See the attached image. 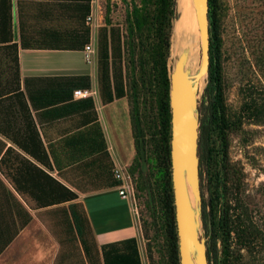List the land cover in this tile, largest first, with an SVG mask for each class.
I'll list each match as a JSON object with an SVG mask.
<instances>
[{"label": "crops", "instance_id": "1", "mask_svg": "<svg viewBox=\"0 0 264 264\" xmlns=\"http://www.w3.org/2000/svg\"><path fill=\"white\" fill-rule=\"evenodd\" d=\"M10 1L11 31L2 28L7 9L0 0V264H105L103 245L132 237L146 264L134 203L120 194L114 174L116 168L128 172L137 154L130 100H105L98 63L92 73L73 62L75 54L85 56L88 43L79 46L84 27L95 41L94 0L86 18L87 0ZM13 43L17 50L7 47ZM75 76H89L90 87L74 88ZM77 89L93 93L76 98ZM25 145L45 149L51 168ZM24 159L78 197L37 206L23 188L33 170ZM72 203L88 220L84 235L74 225Z\"/></svg>", "mask_w": 264, "mask_h": 264}, {"label": "rangeland", "instance_id": "2", "mask_svg": "<svg viewBox=\"0 0 264 264\" xmlns=\"http://www.w3.org/2000/svg\"><path fill=\"white\" fill-rule=\"evenodd\" d=\"M175 14L172 20L170 55L168 59L171 72L181 53L187 52L189 45L192 53L188 54L187 69L194 74L201 63V39L196 10L190 0L175 1ZM95 29L94 37L96 56L88 62L83 53L75 54L74 63L82 65L87 72H95L97 63L100 68V31L102 28L120 29L128 38V15L138 5L143 8V0H94ZM219 48L217 75L220 93L223 96L226 113L231 123L228 131V198L233 206L234 218L240 215L247 222L253 223L262 234L254 246H240L233 233V248L241 247L242 256H238L237 264H264V115L253 116L246 108L247 103L256 100L264 105V0H219L218 2ZM182 14V18H181ZM195 15L191 28L183 33L179 43L178 29L183 18ZM181 18V19H180ZM136 36V42H138ZM179 43V44H178ZM142 50L137 48L131 52L126 46L121 61L111 56L110 73L112 80L119 74L117 67L123 69V84L131 103V115H134L135 100L133 84L137 81L140 92L139 108L141 127L146 136V157L153 158V134L157 131L158 105L153 89L142 87L149 73L147 60L141 57ZM116 69V70H115ZM116 72V74L114 73ZM114 77V79H113ZM99 80L100 71H99ZM144 86V85H143ZM213 90L209 75L204 84H200L199 107L201 116L208 112ZM140 152L136 154L132 169L135 205L133 214L141 229V249L146 264H168V242L164 220L162 217L161 191L156 182V168L146 163ZM201 166V165H200ZM201 190L204 205L208 206L211 189L205 167L201 166ZM172 178V164H171ZM173 186V182H172ZM207 208V207H206ZM202 236L209 242L207 230ZM221 247V244H218ZM236 255H238L236 253Z\"/></svg>", "mask_w": 264, "mask_h": 264}, {"label": "trees", "instance_id": "3", "mask_svg": "<svg viewBox=\"0 0 264 264\" xmlns=\"http://www.w3.org/2000/svg\"><path fill=\"white\" fill-rule=\"evenodd\" d=\"M176 0H143V8L137 6L128 15V40L120 29H107L100 31V84L105 100L127 96L123 84V69L121 64L117 67L119 74L116 80H112L110 73L111 56L123 59L126 46H130L131 52L140 48L141 57L147 60L149 73L147 80L143 81L142 87L153 89L158 105L157 131L153 134L154 157H146L147 140L141 127L139 98L142 89L136 80L132 87L135 100L134 115L132 122L136 140L137 153L140 152L142 160L153 164L156 168V182L161 191L162 217L164 220L166 238L168 242V264H180L177 225L175 218L174 194L171 178V106H170V72L168 59L170 55V39L172 20L175 14ZM219 0H210L211 22V67L209 78L212 84L213 97L205 116H201L199 154L201 166L205 167L211 189V199L208 206L204 205L203 220L204 228L209 236L208 256L210 264H237L238 256H242L241 247L237 251L233 248V233L237 236L240 246H254L262 232L253 223L247 222L240 215L237 219L231 213L232 205L228 198V175L231 168L228 165V131L231 129L224 105L223 96L217 75L219 73L218 55L219 31H218V5ZM7 13L3 14L4 29L11 31V1L5 0ZM84 18L91 11V0L84 1ZM6 31V30H5ZM137 37L138 42L135 38ZM91 40V29L84 27L80 45L85 46ZM11 50H17L15 43L7 45ZM18 64L17 55L13 58ZM116 70V69H115ZM116 74V72H114ZM114 79V77H113ZM73 86L90 87L89 76H75ZM2 91H0L1 97ZM246 108L250 114L258 118L264 115V105L253 100L247 103ZM32 157L51 168L50 159L45 149L39 152L28 146H24ZM32 166V171L27 172L25 178L26 189L39 207L50 206L62 202L73 201L78 195L75 191L65 186L58 179L50 175L46 170L38 167L31 161L24 159ZM133 164L130 166L132 169ZM203 174V172L201 171ZM122 184V182L119 181ZM18 188V187H17ZM20 188V187H19ZM207 207V208H206ZM73 212L74 225L80 235H84L88 228V220L83 212L79 211L76 203L70 204ZM211 225V226H210ZM221 247H218V244ZM87 249V247H86ZM88 250V249H87ZM103 257L105 264H143L139 243L136 237L103 245ZM236 253L238 255H236Z\"/></svg>", "mask_w": 264, "mask_h": 264}, {"label": "water", "instance_id": "4", "mask_svg": "<svg viewBox=\"0 0 264 264\" xmlns=\"http://www.w3.org/2000/svg\"><path fill=\"white\" fill-rule=\"evenodd\" d=\"M201 39V65L195 75L183 52L170 72L171 164L180 264H210L204 229L199 154L202 77L211 67L210 0H194ZM211 226V225H210Z\"/></svg>", "mask_w": 264, "mask_h": 264}, {"label": "built area", "instance_id": "5", "mask_svg": "<svg viewBox=\"0 0 264 264\" xmlns=\"http://www.w3.org/2000/svg\"><path fill=\"white\" fill-rule=\"evenodd\" d=\"M87 21L89 23L94 22V15L91 13L87 17ZM85 59L88 62H93L95 60L96 56V47H95V42L90 41L86 46H85ZM93 92L90 91L89 89H77L74 92V96L76 98H86L90 96ZM114 174L116 179L122 182L120 186V194L123 197H130L135 205V199H134V192H133V184H132V176L129 172L123 171V169L116 168L114 170Z\"/></svg>", "mask_w": 264, "mask_h": 264}, {"label": "bare ground", "instance_id": "6", "mask_svg": "<svg viewBox=\"0 0 264 264\" xmlns=\"http://www.w3.org/2000/svg\"><path fill=\"white\" fill-rule=\"evenodd\" d=\"M181 2L183 1V0H180ZM191 1V3L194 5V7H195V2H194V0H190ZM195 10H196V7H195ZM196 16H197V13H196ZM195 15H188V18H187V20H186V18H183L182 20H181V23H180V26H179V29H178V37H179V43H180V41H181V38H182V35H183V33H184V31H185V33L191 28V23H192V20H194L195 19V17H196ZM181 18H182V14H181ZM180 18V19H181ZM197 21H198V19H197ZM198 26H199V24H198ZM178 43V44H179ZM187 53L188 54H191L192 53V46L191 45H189V48H188V51H187ZM182 54V53H181ZM180 54V55H181ZM189 56V55H188ZM188 61V60H187ZM200 65H201V63H200ZM200 65H199V67H198V69L196 70V72L194 73V74H191V75H195L198 71H199V69H200ZM191 73V72H190ZM204 82H205V77H202L201 79H200V81H199V86H200V84H204Z\"/></svg>", "mask_w": 264, "mask_h": 264}]
</instances>
